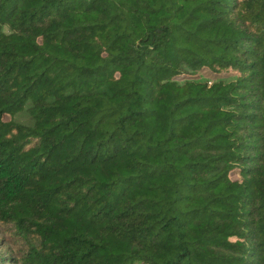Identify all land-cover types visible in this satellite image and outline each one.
I'll use <instances>...</instances> for the list:
<instances>
[{
    "label": "trees",
    "instance_id": "16d2710c",
    "mask_svg": "<svg viewBox=\"0 0 264 264\" xmlns=\"http://www.w3.org/2000/svg\"><path fill=\"white\" fill-rule=\"evenodd\" d=\"M0 264H264V0H0Z\"/></svg>",
    "mask_w": 264,
    "mask_h": 264
},
{
    "label": "rangeland",
    "instance_id": "374dc122",
    "mask_svg": "<svg viewBox=\"0 0 264 264\" xmlns=\"http://www.w3.org/2000/svg\"><path fill=\"white\" fill-rule=\"evenodd\" d=\"M197 75V79L201 80V81H213V80H217L219 78H228L227 75H222V76H218L215 75L214 73H212L209 69L204 68L201 71H199L198 73H196Z\"/></svg>",
    "mask_w": 264,
    "mask_h": 264
}]
</instances>
